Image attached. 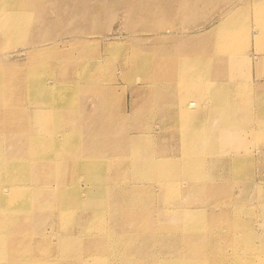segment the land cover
Here are the masks:
<instances>
[{"label": "bare ground", "instance_id": "bare-ground-1", "mask_svg": "<svg viewBox=\"0 0 264 264\" xmlns=\"http://www.w3.org/2000/svg\"><path fill=\"white\" fill-rule=\"evenodd\" d=\"M40 2L0 0V264H264V174L256 180L254 171L264 162V74L251 80L248 54L250 23L255 65L264 67V0H240L215 17L216 73L207 79L201 66L213 53L199 47L162 51L170 74L159 51L135 65L147 90L130 110L108 83L126 63L112 48L79 69L83 57L60 40L25 43ZM251 3L252 17L242 13ZM19 44L21 63L8 57ZM88 93L89 110L77 102ZM157 93L169 95L158 102Z\"/></svg>", "mask_w": 264, "mask_h": 264}, {"label": "rangeland", "instance_id": "rangeland-1", "mask_svg": "<svg viewBox=\"0 0 264 264\" xmlns=\"http://www.w3.org/2000/svg\"><path fill=\"white\" fill-rule=\"evenodd\" d=\"M39 1H41V2L39 4L40 7L38 8V10L35 11L37 9V7H36V9L34 8L31 12H29L31 14V16H30L31 18L29 20V24H28L27 28L24 30L25 32H27L25 35V43H29L30 41L36 42L37 40H39L41 42H44V40H45V43H50L54 40H60L59 41V44H60L59 47H61L63 49L65 48V51H67L68 53H70L74 56H79V54H80V57H83V58H81L82 61L78 65L79 69H85V68L89 69L92 66V64L94 63L97 53L101 52L102 49L112 48V50L110 52H112L113 55H116V57L118 58V62L124 58V59H126V63H124L125 66L122 64L120 65L121 71L120 70L115 71L116 75H114V77H111V79H109L110 81L108 80V83H113V81H114V83L116 82L115 83V93L113 95H115L114 100H115V102H118L119 108H126L127 110H130L133 103L135 105L140 101V99L144 98V94H142V93L143 92L146 93V90H147L145 88V84H143L141 82L143 79L141 77H139V76H141L142 72H143V74L145 73L144 69H142V68L138 69L135 67V65H138V63H140L142 66L145 65L146 64V63H144L145 58L146 59L151 58L152 60H154L156 58V55L158 54V51L160 52L161 55H158L157 57L161 58L163 61L165 60V64H167L168 62H166V61L169 60L168 65H166L167 66L166 67V73L170 74L171 70L173 69V68L172 69L170 68V65L172 63L170 62V59L166 58V56L164 55V52H162V51H167L166 55L171 56L169 54H171V53L174 54L177 51L182 53V52H185L186 50H195V52H196L198 49L197 47H199L202 52H205L203 50V49H205L206 50L205 53H207L209 51V54L210 53L211 54L213 53V54L211 56H207L204 60V64H202V66H201L203 77L206 78V77L211 76L214 73H216L215 72L216 71V65H217L216 54L214 52H212V46H211L212 40L213 41L215 40V35H216V34H214V30L216 28L215 27V17L219 16V14L222 13L224 8L232 6L236 3H238L240 0H231V1H229V0H209V1L204 0V2H203V0L202 1L190 0L191 2L189 0L188 1L187 0H179V1L178 0H169V1L168 0H160V1L156 0V2H155V0H147V3H145L146 0H119V1L118 0H115V1L114 0H82L81 2H79L80 0H74V1L62 0L63 2L60 0H58V1L57 0H52V1L51 0L50 1L49 0H38V2ZM55 1H57V2H55ZM108 1H109V3L105 4ZM116 1L119 2V4H117ZM163 1L165 2L164 3L165 6H164V4H162ZM166 1L168 3H166ZM212 1H213V3H212ZM71 2H73V3H71ZM135 2L138 3V5L135 4ZM184 2L186 4H184ZM188 2H190V4H192V2H193V4L190 5ZM53 3H55V4H53ZM103 3H104V5H103ZM157 3H158V5H155ZM159 3L161 4V6ZM179 3H182V4H179ZM87 4H88V6H87ZM100 4H102V6ZM196 4H199V6ZM106 5H107V7H106ZM85 6H86V8H85ZM150 6H152L151 7L152 10H151ZM154 6L156 8H154ZM158 6H160V8ZM185 6H186V8H185ZM189 6L192 7L191 11H194L195 13L190 11ZM201 6L207 7V8H203ZM166 7H168V8H166ZM255 7H256L255 4L251 3L248 5L246 11H242V13L246 16L247 15L250 16L252 14L250 16V17H252L254 15L253 10L255 9ZM101 8H102V10H101ZM210 8H212V9L210 10ZM91 9H93V12ZM146 10H148V11H146ZM184 10H187L188 12L190 11L191 14H189L190 12L189 13L186 11L184 12ZM239 10H241V9H239ZM84 11H86V12H84ZM202 11H203V13H202ZM207 11H209V12H207ZM103 12H105V13H103ZM175 12L177 13L176 15L174 14ZM212 12H213V14H212ZM95 13H96V15L94 16L93 14H95ZM153 13H154V15H153ZM161 13H162V15H161ZM204 13H207V14H204ZM67 14H69L68 16L72 17L73 23H72V20H69V19H71V17H68V19H67ZM76 15H77V17H76ZM146 15H147V17H146ZM155 15H157V16H155ZM207 15H209L210 17L208 18ZM214 15H216V16H214ZM88 16L90 18H88ZM199 16H200L202 21L200 20ZM80 17H81V19H80ZM91 17H93V19ZM140 17H141V19H140ZM160 17L162 18V20ZM205 17H207L206 20H205ZM144 18H145V20H143ZM181 18L185 19V20H182ZM210 18H212V20ZM32 19H33V22H32ZM77 19H78V21L75 22L74 20H77ZM136 20H138V21H136ZM52 21L55 22L56 28L53 27L54 24L51 23ZM180 21H181V23L178 24V22H180ZM85 22H87V23H85ZM88 22H90L91 24ZM184 23L186 24L187 27L186 26L184 27L182 25ZM189 23H190V25L191 24H193V25L190 26ZM50 24H51V26H50ZM65 24H67V27ZM96 24H99L100 27L98 25L96 26ZM141 24H142V26H141ZM71 25H72V28H71ZM91 25H93V26L91 27ZM144 26H146V27H144ZM182 26H183V28H182ZM178 27H180V28H178ZM248 27L250 28V34L249 35L251 37V40H250L251 43L249 46L250 48H249L248 54H249L250 59L252 58L251 59L252 63L250 64V69H251V76L250 77H251V80L253 82H256L259 79L260 80L262 79L261 77L258 76V74L259 75L264 74V67H261V66L259 67V66L255 65L256 64L255 58L257 56H259L260 53H257L255 51L253 36H254V32H256L254 30L255 29L258 30V28L254 27L255 28L254 29L253 27H250V23L248 24ZM144 28H147V29H144ZM91 29L92 30L96 29V31L93 32ZM63 30H66V31L63 32ZM48 31H50V32H48ZM90 31H92V32H90ZM139 32H142V33H139ZM251 32H252V35H251ZM43 33H45V34L47 33V34L46 35L44 34L42 37L41 35ZM59 33H60V35H59ZM203 33H205V34H203ZM213 34H214V37L212 36ZM139 35H141L140 41H138L140 38ZM154 35H155V37H154ZM198 35H200V37ZM66 36H67V38H65ZM90 36H92L94 39L91 38ZM145 36H147V37H145ZM163 36L165 37V39ZM51 37H52V39H51ZM62 37H64V38H62ZM98 37H101L100 38L101 41L99 40ZM95 38H97L98 40ZM41 39L42 40L44 39V40L42 41ZM104 39H111V40H115L117 42L115 45L109 47V46H107L108 43L105 42L107 40L104 41ZM46 40H47V42H46ZM207 40H208V42H207ZM69 41L75 43L76 46L74 44L70 45ZM197 41H198V43H197ZM134 42L136 45H134ZM157 42H159V43H157ZM252 42H253V44H252ZM138 43H139V45H137ZM162 43H163V46H162ZM203 43H205V44H203ZM20 44L22 45V43H20ZM20 44L17 45L16 47H13V48L11 47L12 50L10 49L9 56H8L14 62H19V63H21L25 60V53L23 51H20V49L23 48V46H21ZM197 44L199 46H197ZM80 45L82 46L81 48H79ZM143 45H145V46H143ZM207 45H208V47H207ZM160 46L164 49L160 50ZM94 47H98V48L94 49ZM144 47H146L145 48L146 51H144ZM132 48H134V51ZM76 49H78V50H76ZM81 49H83V50H81ZM139 49L142 51H140ZM155 50H157V52ZM149 51H151V52H149ZM87 53L88 54L90 53V54L87 55ZM136 53L142 54V58L135 57L137 55ZM130 57H132V58H130ZM135 61H137V62H135ZM210 66H211V68H210ZM76 67H77V65H76ZM204 67H207V68H204ZM167 68H168V70H167ZM220 69H221L220 70L221 73L223 70L225 71L226 69H228V65L226 64V62H224L223 66H221ZM27 70H30V67H28ZM206 71H208V72H206ZM121 72H123V73H121ZM147 74H149V72H147ZM168 74H166V75H168ZM150 77H152V76L150 75ZM124 78H126V79H124ZM164 78L168 79V76H164ZM113 79H115V80H113ZM121 86H123V88ZM117 88H118V90H117ZM91 94L92 93H88L86 95L81 94L80 95L81 100L79 98L80 96L78 97L79 99L77 98V102H79L78 104L82 105L83 109L86 108L87 110H89L91 108L92 103H93V99L91 98L92 97ZM167 95H169V94L168 93H166L165 95L162 94V96H163L162 97L161 95H158V93H157L156 100L158 102H160L159 100L162 97L166 101L167 97L165 98V96H167ZM168 100H170V99H168ZM112 106L115 108L116 105L115 106L112 105ZM162 130L163 131L161 132L160 137H162L164 135L167 136L170 134V133H168V132H170L168 128H166V131H164L165 129H162ZM170 147H172L173 151L174 150L180 151V146H179L178 141H177V144L173 143V145ZM257 148L258 147H255V151H254L255 153L253 154L254 159H256V160H258L259 158H262V155H260V148H258V149ZM254 171H256L255 172L256 180H258L264 174V162L263 161L257 162L256 167H254ZM45 177H46V175H45ZM232 195H235V193L232 192ZM180 200H181V197H180ZM252 204H253V202H252ZM256 213H258V212L256 211ZM259 213H261V211H259ZM244 217H246V216H244ZM257 217H259V215H257ZM196 221L200 223L201 219L196 218ZM248 239H246V242L248 241ZM220 244L226 245L225 240H220L217 245L220 246Z\"/></svg>", "mask_w": 264, "mask_h": 264}]
</instances>
